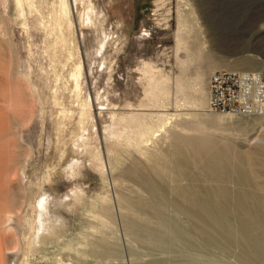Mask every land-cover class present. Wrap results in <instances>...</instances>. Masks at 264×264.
Returning a JSON list of instances; mask_svg holds the SVG:
<instances>
[{"label":"rangeland","instance_id":"obj_1","mask_svg":"<svg viewBox=\"0 0 264 264\" xmlns=\"http://www.w3.org/2000/svg\"><path fill=\"white\" fill-rule=\"evenodd\" d=\"M184 2L0 0V264H254L169 187L242 155L264 197V114L207 110L213 72L264 79V0Z\"/></svg>","mask_w":264,"mask_h":264},{"label":"bare ground","instance_id":"obj_2","mask_svg":"<svg viewBox=\"0 0 264 264\" xmlns=\"http://www.w3.org/2000/svg\"><path fill=\"white\" fill-rule=\"evenodd\" d=\"M183 7L187 9L189 4L184 2ZM194 16V13H186V11L182 9L178 12L179 24L177 44L179 50L186 48V36H184V33L190 30L188 18ZM96 18L97 14L93 7L90 6L84 16H82V21L86 25H91L95 22ZM251 163L249 164L248 160L242 155H237L236 159L233 160L230 165L214 162L213 158L208 157V166L218 175V191H210V189L200 190L199 186H196V180L190 181L189 186L182 187L177 183V180L174 179L175 181L172 182V186L169 187V194L173 196V203L179 206L178 209L187 210L188 212L186 213H190V216H193H191V218H194L196 224L194 227L199 230L202 235L215 233L218 237L217 240H220L218 241L219 244L223 243L230 247H236L237 245L241 246L243 249L242 251H244L243 254L245 253L247 255L246 259L248 258L250 262H254L255 264L262 260L264 262V206L261 205V201H263L264 197L259 194L257 189L253 186L248 170L249 165H252ZM183 177L186 176L183 175ZM148 190L151 191L149 187ZM155 216L153 215L152 217ZM163 217L165 216H162V218ZM162 218L161 216L159 217L160 220H162ZM235 220L240 224L237 225L238 227L240 226L239 229L233 227L234 222L232 221ZM163 221V224H166L165 220ZM234 224L236 226V222ZM167 226L170 227L169 225ZM154 231L153 229V232ZM181 232L178 234H181ZM153 234H151L152 237L155 236ZM178 234L177 236H179ZM144 235L147 236V233ZM210 236H212V234ZM156 237H158V235ZM215 240L216 239H213V241Z\"/></svg>","mask_w":264,"mask_h":264},{"label":"built area","instance_id":"obj_3","mask_svg":"<svg viewBox=\"0 0 264 264\" xmlns=\"http://www.w3.org/2000/svg\"><path fill=\"white\" fill-rule=\"evenodd\" d=\"M209 112L264 114V79L258 73L220 70L208 81Z\"/></svg>","mask_w":264,"mask_h":264}]
</instances>
